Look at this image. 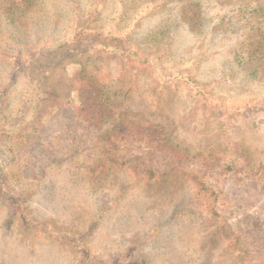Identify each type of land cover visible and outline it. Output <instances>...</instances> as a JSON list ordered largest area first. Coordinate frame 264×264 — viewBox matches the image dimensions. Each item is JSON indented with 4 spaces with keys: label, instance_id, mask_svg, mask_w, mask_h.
<instances>
[{
    "label": "rangeland",
    "instance_id": "rangeland-1",
    "mask_svg": "<svg viewBox=\"0 0 264 264\" xmlns=\"http://www.w3.org/2000/svg\"><path fill=\"white\" fill-rule=\"evenodd\" d=\"M0 264H264V0H0Z\"/></svg>",
    "mask_w": 264,
    "mask_h": 264
},
{
    "label": "trees",
    "instance_id": "trees-1",
    "mask_svg": "<svg viewBox=\"0 0 264 264\" xmlns=\"http://www.w3.org/2000/svg\"><path fill=\"white\" fill-rule=\"evenodd\" d=\"M112 42H110L111 44L112 43H116L117 42V39L116 38H113L112 40H111ZM118 50V49H117ZM112 51H114V50H112ZM151 175H152V177H156V174L154 173V172H151Z\"/></svg>",
    "mask_w": 264,
    "mask_h": 264
}]
</instances>
